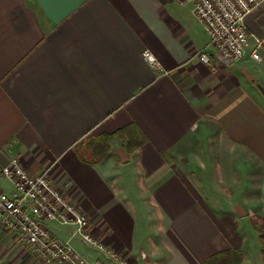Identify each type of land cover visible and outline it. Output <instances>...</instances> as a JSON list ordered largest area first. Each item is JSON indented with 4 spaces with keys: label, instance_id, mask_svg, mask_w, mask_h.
Returning <instances> with one entry per match:
<instances>
[{
    "label": "crops",
    "instance_id": "obj_1",
    "mask_svg": "<svg viewBox=\"0 0 264 264\" xmlns=\"http://www.w3.org/2000/svg\"><path fill=\"white\" fill-rule=\"evenodd\" d=\"M182 1L0 0V188L12 192L2 169L17 156L31 174L51 167L92 234L134 264H205L227 250L249 264L261 243L251 219L264 217V64L208 47ZM246 25L264 35V1ZM132 128L144 142L131 153L114 136L104 160L81 157L88 135ZM125 171L164 221L146 248ZM48 226L90 261L105 256L74 226ZM14 238L0 224V264L23 262Z\"/></svg>",
    "mask_w": 264,
    "mask_h": 264
},
{
    "label": "built area",
    "instance_id": "obj_2",
    "mask_svg": "<svg viewBox=\"0 0 264 264\" xmlns=\"http://www.w3.org/2000/svg\"><path fill=\"white\" fill-rule=\"evenodd\" d=\"M189 1L193 2L194 13L210 36L208 47H214L219 55L233 62L249 55L264 64V35L246 25L247 15L264 0ZM182 2L184 4L186 0ZM198 55L203 64L211 63L206 48ZM144 56L152 66L158 67V61L149 49ZM50 172L51 167H48L38 174H31L17 156L7 161L2 173L11 180L14 188L11 193L0 188V224L44 264H85V258L73 249L70 241L54 234L48 222L72 225L73 235L80 236L85 244L101 250L106 247L92 234L90 220L83 208L68 199L62 188L52 181Z\"/></svg>",
    "mask_w": 264,
    "mask_h": 264
},
{
    "label": "rangeland",
    "instance_id": "obj_3",
    "mask_svg": "<svg viewBox=\"0 0 264 264\" xmlns=\"http://www.w3.org/2000/svg\"><path fill=\"white\" fill-rule=\"evenodd\" d=\"M119 147H120L119 149H122V148L125 149V139H123L120 142ZM127 154H129V153H127ZM213 167H212V170H213ZM241 167L243 169V165H241ZM130 176H133L131 174V172L128 173L127 171H125L124 179L127 178V181H124V183H125L128 191L130 192V196L132 197V199L135 203V206H136V211H137V216H138L137 231H138V234H140V246H145V248H146V246L149 247V244H150V242L148 240L149 236L155 239L156 233L159 232L158 229H161L159 226L161 223L164 225V221L157 219V217L154 215V213L151 210L149 212L145 208V205L143 204L144 201L140 196L138 188L134 183H132V181L129 178ZM216 193H217L216 191L212 192L213 195H215ZM149 213H151L150 216H152V218L149 216ZM61 226H64V225H61ZM58 237H60V236H58ZM14 239H15L17 246H19L20 255H23V257H21L23 262H19V264H33V263L39 264L36 261V259L38 261H39V259L33 254L31 249L25 245H22L21 243H18L16 238H14ZM73 249L85 258V260H86L85 264H95L96 262H100L99 264H110V262H112L110 260H113V261L117 262L118 264H134L131 261H129L128 259H126L120 253H117V252H115L112 249L107 248V247L104 248V251H103L105 256L102 258L97 257L93 261H90L89 258L85 257L79 249H77V248H73ZM25 253H26V255H24ZM249 253H250V261H251V263H249V264H264V254L262 253L261 243H260V245H256V246L253 245V247L250 246L249 247ZM40 263H42V262L40 261Z\"/></svg>",
    "mask_w": 264,
    "mask_h": 264
},
{
    "label": "trees",
    "instance_id": "obj_4",
    "mask_svg": "<svg viewBox=\"0 0 264 264\" xmlns=\"http://www.w3.org/2000/svg\"><path fill=\"white\" fill-rule=\"evenodd\" d=\"M114 136L125 139V150L130 153L144 142V137L140 130L133 128L118 131L110 135L94 136L91 134L78 147L81 157L91 164L105 159L111 154L112 148L108 141ZM251 221L253 227L259 234L262 253L264 254V217L255 215ZM243 256L242 253L227 250L209 257L205 264H242Z\"/></svg>",
    "mask_w": 264,
    "mask_h": 264
},
{
    "label": "water",
    "instance_id": "obj_5",
    "mask_svg": "<svg viewBox=\"0 0 264 264\" xmlns=\"http://www.w3.org/2000/svg\"><path fill=\"white\" fill-rule=\"evenodd\" d=\"M260 90L263 92L264 94V87L260 86Z\"/></svg>",
    "mask_w": 264,
    "mask_h": 264
}]
</instances>
